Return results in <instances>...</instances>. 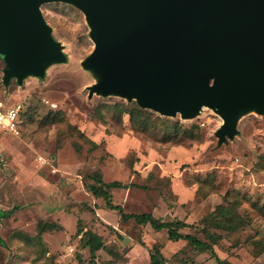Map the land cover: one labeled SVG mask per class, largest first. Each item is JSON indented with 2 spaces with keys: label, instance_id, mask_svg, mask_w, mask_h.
I'll return each mask as SVG.
<instances>
[{
  "label": "rangeland",
  "instance_id": "obj_1",
  "mask_svg": "<svg viewBox=\"0 0 264 264\" xmlns=\"http://www.w3.org/2000/svg\"><path fill=\"white\" fill-rule=\"evenodd\" d=\"M40 10L61 48V61L45 63L42 76L27 75L21 84L12 79L5 87L0 55V98L5 105L35 110L20 136L0 131V212H11L0 216V239L6 244L0 247V264H78V257L80 264H104L110 259L104 251L91 261L79 239L71 241L77 225L101 236L107 246L124 249L118 264H148L138 238L147 246L159 243L166 259L177 254L194 258L195 264H216L208 253H192L185 241L170 242L166 232L125 223L100 208L102 201L93 199L82 181L96 169L105 182L128 186L112 192L124 212L152 213L163 221L199 225L232 199L243 224L215 246V253L230 264H264V251L258 253L264 246V115L240 112L236 133L221 146L215 135L222 120L206 107L193 118L153 112L177 130L165 131L160 124L141 131L126 116L119 120L113 109L125 105V98L89 89L101 73L83 67L94 48L84 15L66 4H44ZM43 100L62 113L54 125L41 122L51 109ZM39 220L62 227L43 235L44 255L13 237L17 231L34 235ZM182 232L193 234L188 228Z\"/></svg>",
  "mask_w": 264,
  "mask_h": 264
},
{
  "label": "water",
  "instance_id": "obj_2",
  "mask_svg": "<svg viewBox=\"0 0 264 264\" xmlns=\"http://www.w3.org/2000/svg\"><path fill=\"white\" fill-rule=\"evenodd\" d=\"M51 3L84 15L94 48L83 67L101 73L91 92L169 117L209 108L218 146L240 112L264 115V0H0L5 87L61 61L40 10Z\"/></svg>",
  "mask_w": 264,
  "mask_h": 264
},
{
  "label": "trees",
  "instance_id": "obj_3",
  "mask_svg": "<svg viewBox=\"0 0 264 264\" xmlns=\"http://www.w3.org/2000/svg\"><path fill=\"white\" fill-rule=\"evenodd\" d=\"M47 107L50 106L47 105ZM113 109L117 112L119 120H122V117L126 116L130 125H136L141 131H144L147 126H149V129H156L160 124L165 131L169 130L170 127L173 131L177 128V126H171L168 121L155 116L153 114L154 111H147L148 109L141 108L135 101H126L125 105L114 104ZM34 117L35 110L33 106H22L20 111V128L21 126L31 124ZM61 117L62 113L59 110L54 111L53 108H51L41 122L54 125L56 121L61 119ZM75 130L81 139L90 143L93 147H96V144L91 140H88L82 132L77 129ZM166 133V135L169 133L170 136L172 135L171 132ZM82 181L83 186L89 195L95 200L102 201L103 204L100 208L115 212L121 221L125 223L133 221L141 228L149 226L156 232H166L168 241H185L186 246L192 253H208L214 259L216 264H230L228 261L218 258L214 248L219 245L224 237L235 233L240 227H242V220L235 213L236 203L232 199L230 201L227 200L225 206H217L215 212L212 215L203 218L199 225H193L187 224L177 218L163 221L154 217L152 213L134 214L124 212L121 204H115L113 202L112 192L113 190L126 189L128 186L119 181L105 182L103 180L102 172L99 169L84 175ZM10 213L11 212H0V216L9 215ZM186 228L192 229L193 234H184L182 230ZM59 229H62V227L56 222L39 220L36 223L34 235L17 231L13 234V237L26 246L33 248L39 255H44L47 253V248L43 242V235L47 232ZM75 238L79 239V245L81 248L88 250L91 261L95 260L99 251H104L110 257V259L104 264H118L123 260L122 256L125 253L124 249L118 251L113 245L107 246L102 237L93 233L91 230L84 231L80 225H77L71 241ZM137 243L147 252L148 264H195L194 258L187 257L181 259L177 254H174L171 259H166L161 253L162 247L159 243L147 246L141 238L137 239ZM0 247L6 248V244L1 239ZM259 247L258 253L264 251V246L259 245ZM80 262L81 259L78 257V264H80Z\"/></svg>",
  "mask_w": 264,
  "mask_h": 264
},
{
  "label": "built area",
  "instance_id": "obj_4",
  "mask_svg": "<svg viewBox=\"0 0 264 264\" xmlns=\"http://www.w3.org/2000/svg\"><path fill=\"white\" fill-rule=\"evenodd\" d=\"M45 105L55 108V104L43 100ZM22 105L19 103L5 105L4 100L0 98V131L14 137L20 136V111Z\"/></svg>",
  "mask_w": 264,
  "mask_h": 264
}]
</instances>
